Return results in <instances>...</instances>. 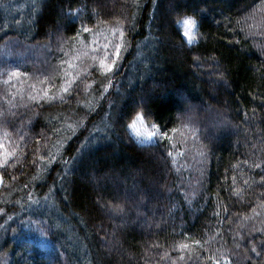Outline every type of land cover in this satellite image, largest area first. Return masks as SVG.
I'll return each mask as SVG.
<instances>
[{
    "label": "trees",
    "instance_id": "trees-1",
    "mask_svg": "<svg viewBox=\"0 0 264 264\" xmlns=\"http://www.w3.org/2000/svg\"><path fill=\"white\" fill-rule=\"evenodd\" d=\"M26 3L0 0V52L36 94L14 95L0 61L2 151H14L0 168V264H264V0ZM115 28L112 71L91 65L50 97L65 61ZM137 113L169 138L136 143ZM176 135L196 167L178 165Z\"/></svg>",
    "mask_w": 264,
    "mask_h": 264
},
{
    "label": "rangeland",
    "instance_id": "rangeland-1",
    "mask_svg": "<svg viewBox=\"0 0 264 264\" xmlns=\"http://www.w3.org/2000/svg\"><path fill=\"white\" fill-rule=\"evenodd\" d=\"M29 2H31V0H27L26 5ZM17 8H19V7H17ZM14 9L15 8H12L9 14H11ZM3 15H6V12L4 10H3ZM178 27H179L181 34H182V28L180 26H178ZM113 33H114V31L107 32L106 35L104 37H102V39L101 38L99 39L100 43H97V44H94V43H96L95 38L89 39L87 44L89 46H91V48L94 51L97 50L96 54L90 53V51L87 52L86 49L88 46H86V47L82 46L81 47L82 49H80L77 53L73 54L71 56V58H68V61L67 62L65 61V64H63L62 68H59L60 69L58 71L59 77L58 78L55 77L57 84H59V82H61V83L58 86L56 85L57 86L56 88H54L55 87L54 86V87H51L49 89V96L53 97V98L60 96L62 93H64L63 89L68 87L69 84L72 83L71 82L72 80L76 79L80 73H82L84 71L87 72L89 66L96 65L100 69V67H102L100 64L101 59H105L106 63H110L112 59H116V57L114 56V49H113V53L111 52L110 49L112 48V44L119 43L121 45V43H120V36L118 37V39H115V38L112 39L111 38V35ZM193 35L195 37V35H196L195 30H193ZM183 38L187 42V39L184 36H183ZM114 41H115V43H114ZM105 44L109 45V47L107 49L104 48ZM143 46H146L144 48L148 47L146 43H143ZM43 50H44V48H38L37 50L35 49L34 51L36 52V54L39 55V57H41V52ZM12 52H14V51L12 50V48L9 45L2 48V50L0 52V61L2 64V71L1 72L4 73L3 79L6 82H11V84L14 85V86L12 85L11 88L12 87L16 88V86H17L16 84H19L20 82H22L20 79V74H17V72L19 70L17 63H20L21 60L19 59L17 54L13 55ZM105 53H107V58H105ZM26 54H29V53L27 52ZM22 55H24V54H22ZM18 60H20V61H18ZM22 75H25V74H22ZM36 78H39V76ZM16 89L17 90H15L14 95H16L21 100L26 99V101H29L30 99L35 98L36 94L34 96H31L30 94L24 95L23 93H24L25 88L23 89L20 86H18ZM30 89H32L34 92H37V94L40 91L38 86H32ZM42 95H43V92H42ZM17 101H18V99H17ZM13 102L15 103L16 101H13ZM16 104H18V103H16ZM138 127H139V125H138ZM144 127L147 128L149 131L152 130L151 125L147 124L145 121H144ZM127 129H128L130 136L132 137V139L136 143H138V144L150 143V142L141 143V141L144 140V137L143 136L135 137L134 133H132V130L129 129L128 126H127ZM154 140L155 139H153L151 142H153ZM175 142L178 145V148L176 146V151L178 152L176 155V161H177L178 165H181V163H185V164L189 165L190 167L191 166L196 167V163L197 164L199 163V160L197 161V155H198L199 151L196 149V147L195 148L191 147V148H186V149H183V147L181 148V137L179 135H176ZM0 144H3V148H0V153L6 152V151H2V150H6L5 149L6 147H5V139L4 138L1 139V136H0ZM3 158L4 157L2 155H0V159H3ZM178 160H180L181 162H178ZM33 236L35 237L36 234H34Z\"/></svg>",
    "mask_w": 264,
    "mask_h": 264
},
{
    "label": "snow or ice",
    "instance_id": "snow-or-ice-1",
    "mask_svg": "<svg viewBox=\"0 0 264 264\" xmlns=\"http://www.w3.org/2000/svg\"><path fill=\"white\" fill-rule=\"evenodd\" d=\"M178 26H180L182 28V35L187 39V42L189 44H191L194 40V35H193V30L196 27V21L191 18V17H186L183 18L181 20L177 21ZM84 31L87 32L89 31L87 28H84ZM114 32H119L120 37H123V31L120 30L119 28H115L113 29ZM109 47L108 44L104 45V48L107 49ZM113 49H114V56L116 58L119 57V53H120V49H121V45L119 43H116L113 45ZM105 58H107V53H105ZM101 66L105 69V71H112L113 67L116 64V59H112L110 63H106L105 59H101L100 61ZM63 91L68 92L69 88H64ZM45 95H47V93H45ZM139 125V127H138ZM128 128L132 130V133H134L135 137H144V140L141 141V143L143 142H151L153 139H155L158 136H163L165 139H168V133L167 132H163V131H157V126L156 125H152L151 128L152 130L149 131L147 128L144 127V118L137 113L135 119L132 120V122L128 125ZM143 129V130H142ZM173 133L177 132L176 128H173L171 130ZM0 148H3V144H0ZM0 155H2L4 158L0 159V168H3L7 163H8V157H11L12 155H14V151H9V152H4V153H0ZM169 155H171V153H169ZM0 182H2V177H0ZM182 247L186 248L187 245H182ZM262 251H264V248H262ZM251 252L256 254V257L258 258L260 256V252L257 251V248L255 246H253L251 248ZM216 264H219V262L217 261Z\"/></svg>",
    "mask_w": 264,
    "mask_h": 264
}]
</instances>
